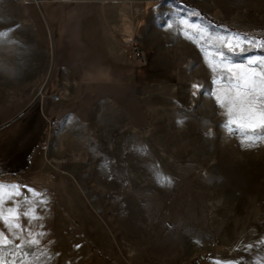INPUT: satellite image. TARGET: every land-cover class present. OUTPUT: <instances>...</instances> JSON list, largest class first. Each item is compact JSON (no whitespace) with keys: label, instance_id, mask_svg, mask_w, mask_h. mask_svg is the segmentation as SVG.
I'll list each match as a JSON object with an SVG mask.
<instances>
[{"label":"rangeland","instance_id":"374dc122","mask_svg":"<svg viewBox=\"0 0 264 264\" xmlns=\"http://www.w3.org/2000/svg\"><path fill=\"white\" fill-rule=\"evenodd\" d=\"M66 1L0 0V261L264 264V128L225 127L264 111V0H139L152 74L111 95L55 74Z\"/></svg>","mask_w":264,"mask_h":264},{"label":"crops","instance_id":"0c3cea01","mask_svg":"<svg viewBox=\"0 0 264 264\" xmlns=\"http://www.w3.org/2000/svg\"><path fill=\"white\" fill-rule=\"evenodd\" d=\"M139 4V0H67L65 5L52 6V14L61 15L55 74L62 82L68 81L67 74L81 78L88 74L77 94L100 83L111 95L119 86L152 74L136 60L130 46L133 40L142 42L147 1Z\"/></svg>","mask_w":264,"mask_h":264},{"label":"snow or ice","instance_id":"6c2138e0","mask_svg":"<svg viewBox=\"0 0 264 264\" xmlns=\"http://www.w3.org/2000/svg\"><path fill=\"white\" fill-rule=\"evenodd\" d=\"M228 47L229 48L232 47L231 42L228 44ZM248 84H249V79L246 77L245 87H247ZM194 87L199 88L200 86L196 85ZM253 87H254V82H253ZM261 92L264 93V88L261 89ZM250 97H251V93L247 91L241 92L239 91V87H238L236 95L231 99V106L228 109L229 119L227 120L225 127H228L229 131H233L232 126H236V125H238L241 129H250V130H255L257 127L264 128V111L257 113L254 107V101ZM216 99L218 103L221 104L223 103L221 96L218 95ZM236 113H239V115L237 116L236 119H233L232 117ZM25 215L27 216L28 213H25ZM0 219H3L7 223V226L10 229L20 228V225L18 223L15 224L12 223V220L9 217L0 216ZM10 243L11 241L7 239L4 232L0 231V248H3ZM32 243H37V241H32ZM0 264H3V261H0Z\"/></svg>","mask_w":264,"mask_h":264},{"label":"built area","instance_id":"2783aa9c","mask_svg":"<svg viewBox=\"0 0 264 264\" xmlns=\"http://www.w3.org/2000/svg\"><path fill=\"white\" fill-rule=\"evenodd\" d=\"M131 47H132L133 53H134L136 58H138L140 60H145L144 51L137 44L132 43ZM52 99L54 101H58L59 96L57 94H54V95H52Z\"/></svg>","mask_w":264,"mask_h":264}]
</instances>
